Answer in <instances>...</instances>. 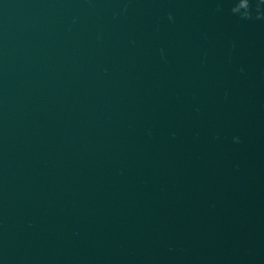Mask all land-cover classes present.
<instances>
[{
	"label": "water",
	"instance_id": "water-1",
	"mask_svg": "<svg viewBox=\"0 0 264 264\" xmlns=\"http://www.w3.org/2000/svg\"><path fill=\"white\" fill-rule=\"evenodd\" d=\"M0 264H264V0H0Z\"/></svg>",
	"mask_w": 264,
	"mask_h": 264
}]
</instances>
